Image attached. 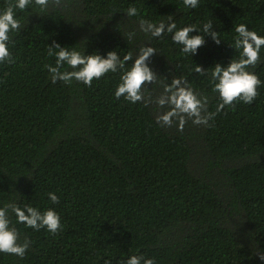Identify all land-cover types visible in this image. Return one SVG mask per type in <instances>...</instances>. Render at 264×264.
I'll list each match as a JSON object with an SVG mask.
<instances>
[{
	"label": "trees",
	"instance_id": "16d2710c",
	"mask_svg": "<svg viewBox=\"0 0 264 264\" xmlns=\"http://www.w3.org/2000/svg\"><path fill=\"white\" fill-rule=\"evenodd\" d=\"M10 2L0 0V12ZM130 7L138 14L128 16ZM15 14L23 27L9 44L14 63H0V208L54 209L62 229L29 228L9 209L20 242L30 246L23 258L0 253V264H125L133 255L155 264H264V84L253 103L217 113L211 77L217 64L241 58L235 26L264 36V0H199L195 9L183 0H62L45 12L33 3ZM141 20L194 25L190 37L211 21L221 42L205 34L186 54L173 33L153 37ZM53 42L132 59L90 87L53 83ZM145 46L156 50L145 63L157 82L143 86L142 101L117 99L121 75ZM247 70L264 82V46ZM174 78L208 98L202 115L215 116L207 125L187 119L181 131L175 119L171 127L157 123L170 110L164 87Z\"/></svg>",
	"mask_w": 264,
	"mask_h": 264
},
{
	"label": "clouds",
	"instance_id": "9594fccd",
	"mask_svg": "<svg viewBox=\"0 0 264 264\" xmlns=\"http://www.w3.org/2000/svg\"><path fill=\"white\" fill-rule=\"evenodd\" d=\"M62 0H15L0 12V63H14L13 57L9 50V44L12 42V34L19 32L23 27L20 20L16 18L15 10L21 11L28 8L30 4L38 6L40 12L47 11L50 4L60 6ZM199 0H183L186 7L195 9L198 7ZM138 10L130 7L127 11L128 16H135ZM172 20V17H169ZM141 30L151 33L153 37H161L165 31L173 33L172 39L175 43L183 45L182 51L191 55L196 52L198 46L204 43L205 34L210 35L212 39L219 44L221 40L218 32L210 31L213 28L211 21L204 24L203 35L198 34L189 36V33L198 32L194 25H189L181 29H176L175 22H161L158 26L145 21H140ZM235 32L238 34L234 47L242 49L241 58L239 60H231L226 67L217 64L212 72L211 77L214 82L213 91L219 94L221 103L217 107V113L225 108V106H233L238 102L251 104L258 97V88L264 84L259 77L249 72V67H255L260 61L261 47L264 46V36L258 35L257 32L249 30L246 24L235 26ZM53 49H58L54 52ZM156 51L153 47H142L138 56L132 64L131 68L124 71L121 75V83L117 86L115 97L119 99L124 96L131 103H136L144 99L143 86L145 84H154L157 82V74L147 66L145 61L152 53ZM48 54L56 56V66H48L49 72L52 74V82L57 80L65 83H71L74 79L82 82L86 86H91L94 79L99 80L107 73H116L118 70L125 68V62L132 59L131 54L125 55L121 60L116 51H109L107 58L102 57L98 53L85 55L81 52L66 47H61L58 43L48 46ZM67 65L72 71H61L64 65ZM195 72L203 75L205 71L200 67H195ZM164 93H169L167 105L170 110L157 116V123L162 126L171 127L173 120H177L179 130H183L187 119H192L194 124L207 125L210 118H214L215 113L207 112L208 98L200 97L182 78H174L171 84L165 85ZM161 107L165 105L163 99L156 101ZM53 204L59 203V197L55 193L48 194ZM9 209L15 214L18 223H23L27 227L39 231L46 228L48 232L57 234L62 229L59 214L54 209H48L43 213L31 206L21 208L15 203H9L5 207L0 208V253L13 254L21 258L24 257L30 246V241L25 239L20 242V234L15 227L11 226L9 218ZM259 259L264 261V253L259 254ZM155 264L153 259H145L143 256L133 255L125 264ZM105 264H110L106 261Z\"/></svg>",
	"mask_w": 264,
	"mask_h": 264
}]
</instances>
